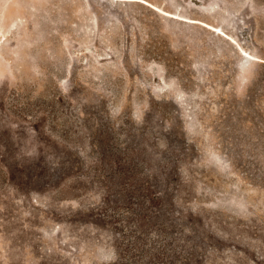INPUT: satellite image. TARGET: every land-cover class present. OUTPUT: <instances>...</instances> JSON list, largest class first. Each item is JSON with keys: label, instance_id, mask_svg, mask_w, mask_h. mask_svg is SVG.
Listing matches in <instances>:
<instances>
[{"label": "rangeland", "instance_id": "rangeland-1", "mask_svg": "<svg viewBox=\"0 0 264 264\" xmlns=\"http://www.w3.org/2000/svg\"><path fill=\"white\" fill-rule=\"evenodd\" d=\"M0 264H264V0H0Z\"/></svg>", "mask_w": 264, "mask_h": 264}, {"label": "bare ground", "instance_id": "bare-ground-1", "mask_svg": "<svg viewBox=\"0 0 264 264\" xmlns=\"http://www.w3.org/2000/svg\"><path fill=\"white\" fill-rule=\"evenodd\" d=\"M173 16V15H172ZM190 21H194V20H190ZM210 29H212V28H210ZM214 29H216L217 30V28H214ZM220 33H222V32H220ZM226 34V33H225ZM224 34V35H225ZM231 39V38H230ZM233 40V39H232ZM240 48V47H239ZM250 56V55H249ZM251 57V56H250Z\"/></svg>", "mask_w": 264, "mask_h": 264}]
</instances>
